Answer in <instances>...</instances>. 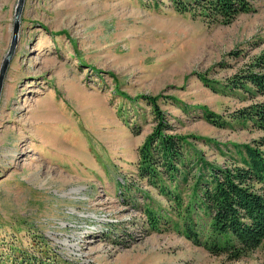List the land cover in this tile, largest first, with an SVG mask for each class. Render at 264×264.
Here are the masks:
<instances>
[{
    "label": "rangeland",
    "instance_id": "obj_1",
    "mask_svg": "<svg viewBox=\"0 0 264 264\" xmlns=\"http://www.w3.org/2000/svg\"><path fill=\"white\" fill-rule=\"evenodd\" d=\"M250 1L223 23L168 0H24L0 93V264H264V243L230 260L181 234L186 215L208 218L189 185L138 175L155 120L122 96L162 95L169 134L217 166L238 158L264 137L236 114L264 96L222 87L264 51V0ZM16 4L0 0V66Z\"/></svg>",
    "mask_w": 264,
    "mask_h": 264
},
{
    "label": "trees",
    "instance_id": "obj_2",
    "mask_svg": "<svg viewBox=\"0 0 264 264\" xmlns=\"http://www.w3.org/2000/svg\"><path fill=\"white\" fill-rule=\"evenodd\" d=\"M168 1L176 11L192 13L208 22L229 23L238 15L253 10L250 0ZM200 79L210 86L205 76H200ZM222 87L264 96V51ZM122 96L128 101L141 98L151 106L155 120L151 134L139 148L138 175L147 178L150 185L156 184L157 179L173 183L176 187L189 185L190 199L196 201L197 208L208 218L207 224L202 226L186 215L181 234L210 253L226 255L230 260H237L260 247L264 243V137L248 144L234 145L238 158L220 167L206 161L201 152L193 150L189 139L199 138L167 132L168 121L157 104L162 95ZM204 112V118L211 124L226 126L219 115ZM236 114L239 119L264 130V101ZM169 189L163 185V194L179 210L181 197ZM186 207V212H189L192 205ZM151 213L153 215L154 212L148 211Z\"/></svg>",
    "mask_w": 264,
    "mask_h": 264
},
{
    "label": "water",
    "instance_id": "obj_3",
    "mask_svg": "<svg viewBox=\"0 0 264 264\" xmlns=\"http://www.w3.org/2000/svg\"><path fill=\"white\" fill-rule=\"evenodd\" d=\"M24 0H17V4L14 11V21H13V28H12V39L10 43L9 50L7 54L5 55L1 66H0V93L2 88V83L4 79V75L6 72V69L8 67V64L13 56L15 45L17 43V37L19 32V23H20V15L23 10Z\"/></svg>",
    "mask_w": 264,
    "mask_h": 264
}]
</instances>
